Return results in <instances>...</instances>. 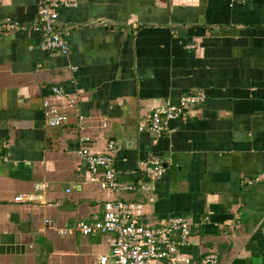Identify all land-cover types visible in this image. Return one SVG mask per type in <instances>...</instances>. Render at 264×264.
<instances>
[{
  "label": "crops",
  "instance_id": "0c3cea01",
  "mask_svg": "<svg viewBox=\"0 0 264 264\" xmlns=\"http://www.w3.org/2000/svg\"><path fill=\"white\" fill-rule=\"evenodd\" d=\"M65 1L75 7L58 11L64 56L33 27L39 0H0V264L109 257V236L61 237L45 221L71 228L115 197L143 203L142 226L184 216L188 264L211 254L216 264H264V0ZM53 87L77 114L52 129L43 103ZM185 95L204 100L161 136L146 129L155 109ZM79 116L91 152L114 142L124 184L147 159L172 161L154 202L99 188L75 154ZM21 194L33 200L14 202Z\"/></svg>",
  "mask_w": 264,
  "mask_h": 264
},
{
  "label": "built area",
  "instance_id": "2783aa9c",
  "mask_svg": "<svg viewBox=\"0 0 264 264\" xmlns=\"http://www.w3.org/2000/svg\"><path fill=\"white\" fill-rule=\"evenodd\" d=\"M235 3H247L250 0H232ZM75 4L65 0H39L38 16L33 24L34 29L44 33L45 44L48 49L59 55H67L68 44L61 31L56 26L58 11L62 8H72ZM15 26H13L14 28ZM18 28V27H15ZM51 97L44 101L43 108L46 125L49 128L63 127L71 113L77 114L75 102L66 97L59 87H53ZM204 100L198 95L181 97L179 106H166L155 109L148 121L147 130L157 136L168 132V122L180 119L184 110L198 105ZM75 114V115H76ZM76 129L78 132V148L75 151L78 159L85 161L88 173L98 178L99 188L114 195L121 193H142L146 195L148 203L154 202V183L164 173L172 161H162L151 158L140 164V176L134 183H122L117 180L113 168V153L115 144L107 143L105 153L91 152L89 145L91 137L86 133L83 117L78 118ZM145 129L143 126L140 130ZM43 185H35L39 191ZM33 196L21 194L14 198L16 203L30 202ZM143 203L125 201L118 197L105 201L102 214L90 221L79 222L71 228H56L50 221L47 225L56 229L61 237L109 236L111 255H98L94 264H188L180 248L186 246L190 234L188 220L182 215H172L161 224L142 226L138 223L143 215ZM217 256H205L200 264H216Z\"/></svg>",
  "mask_w": 264,
  "mask_h": 264
},
{
  "label": "water",
  "instance_id": "95a60500",
  "mask_svg": "<svg viewBox=\"0 0 264 264\" xmlns=\"http://www.w3.org/2000/svg\"><path fill=\"white\" fill-rule=\"evenodd\" d=\"M173 106H177V107H178V106H179V100L176 101V102L173 104ZM178 123H180V119L169 121V122H168V128H169V130H172L173 127H175V125L178 124ZM82 166L85 167V169H86V163H85L84 161H83V163H82Z\"/></svg>",
  "mask_w": 264,
  "mask_h": 264
},
{
  "label": "trees",
  "instance_id": "16d2710c",
  "mask_svg": "<svg viewBox=\"0 0 264 264\" xmlns=\"http://www.w3.org/2000/svg\"><path fill=\"white\" fill-rule=\"evenodd\" d=\"M170 160V159H169ZM172 164V163H171ZM103 208V207H102ZM202 261V260H201ZM201 261H200V263H201Z\"/></svg>",
  "mask_w": 264,
  "mask_h": 264
}]
</instances>
